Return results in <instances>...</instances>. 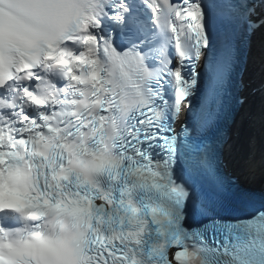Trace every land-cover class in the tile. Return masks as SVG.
Wrapping results in <instances>:
<instances>
[{"label": "snow or ice", "instance_id": "1", "mask_svg": "<svg viewBox=\"0 0 264 264\" xmlns=\"http://www.w3.org/2000/svg\"><path fill=\"white\" fill-rule=\"evenodd\" d=\"M262 27L264 0H0V264H264V186L208 134Z\"/></svg>", "mask_w": 264, "mask_h": 264}]
</instances>
